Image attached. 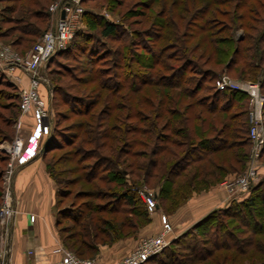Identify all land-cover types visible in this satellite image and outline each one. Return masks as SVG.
I'll list each match as a JSON object with an SVG mask.
<instances>
[{
	"label": "trees",
	"instance_id": "obj_1",
	"mask_svg": "<svg viewBox=\"0 0 264 264\" xmlns=\"http://www.w3.org/2000/svg\"><path fill=\"white\" fill-rule=\"evenodd\" d=\"M53 1L0 0V40L26 54L51 27ZM103 6L118 21L84 10L68 47L45 68L55 110L40 156L57 186L59 239L79 256L149 222L133 188L153 189L156 210L170 215L193 193L244 170L248 96L217 90L218 72L256 82L264 95V0H104ZM236 27L244 30L238 39ZM75 85L85 93L73 91ZM0 109L9 110L0 111L7 127H0V142L9 141L19 91L1 73ZM6 160L0 150V201ZM63 162H74L87 183L95 181L94 190L73 196L88 200L65 204L72 180L61 179L71 171L58 168ZM65 222L71 224L61 226ZM255 252L264 254V179L171 238L144 264H226L253 259Z\"/></svg>",
	"mask_w": 264,
	"mask_h": 264
},
{
	"label": "built area",
	"instance_id": "obj_2",
	"mask_svg": "<svg viewBox=\"0 0 264 264\" xmlns=\"http://www.w3.org/2000/svg\"><path fill=\"white\" fill-rule=\"evenodd\" d=\"M50 14L55 16L52 27L43 32L41 37L24 55L18 54L8 44L0 40V73L10 83L19 88V116L15 122L16 135L0 149L6 154L7 160L2 173V196L0 201V264H9L10 248L8 243L11 222L16 214L13 196V178L16 169L40 156L42 141L48 136L52 128V111L46 98L41 95V81L37 75L39 68L45 66L51 57L64 51L78 27L83 8L80 0H70L63 6L59 2L51 4L48 8ZM61 11L64 17H60ZM108 17L107 14H103ZM24 75L26 81H23ZM217 90L232 89L245 93L248 96L247 119L249 124L248 136L251 145L250 158L255 161L263 148L264 128L262 107L264 95L260 92L256 82L247 80L236 81L228 75L222 74L215 80ZM26 114L32 116L34 128L31 134L23 136L18 134L22 126V117ZM256 178V169L249 167L241 176L226 179L220 182V187L233 199L246 196L251 188V180ZM145 204L148 212L156 210L154 192L145 186L133 188ZM33 221L35 216L30 215ZM162 229L156 236L143 238L137 246L126 256L113 261L111 264H144L150 258L160 253L170 242L168 234L172 229L165 215L161 216ZM60 254L58 260L52 264H106L96 259H85L76 256L65 249L61 244L54 250Z\"/></svg>",
	"mask_w": 264,
	"mask_h": 264
},
{
	"label": "crops",
	"instance_id": "obj_3",
	"mask_svg": "<svg viewBox=\"0 0 264 264\" xmlns=\"http://www.w3.org/2000/svg\"><path fill=\"white\" fill-rule=\"evenodd\" d=\"M31 123L29 114L22 117L25 131L23 136L28 135ZM217 187L224 191L220 185ZM56 190L57 186L47 172L41 156L16 169L13 178L16 214L9 230V264H52L59 259L60 254L54 251L57 245L61 244L56 226ZM215 194L219 196H216L218 198L216 203L213 196L208 194L203 196L199 193L169 215L168 218L171 223L173 222L171 237L178 236L213 209L226 207L232 201V198L229 199L227 196L222 200V193L219 191ZM159 214L160 211L152 213L156 217L152 218L151 222L154 224L153 231L157 230V233L146 237L156 236L161 231ZM30 215L35 216L33 221L30 220ZM130 251L122 256L113 257L106 253L102 256L104 258L102 261L111 264Z\"/></svg>",
	"mask_w": 264,
	"mask_h": 264
},
{
	"label": "rangeland",
	"instance_id": "obj_4",
	"mask_svg": "<svg viewBox=\"0 0 264 264\" xmlns=\"http://www.w3.org/2000/svg\"><path fill=\"white\" fill-rule=\"evenodd\" d=\"M55 2H59V0L58 1L55 0V1L51 2L50 5L53 4V3H55ZM103 2H104V0H101V1H98L96 3L95 2H88L85 5H82L81 4V0H80V5L83 8V10L89 9L91 12H93L95 14H100L103 17H105L103 14H107L108 17H105L106 19L113 20V21H118V16H116L113 12L107 11V9L103 6ZM0 6H2V5L0 4ZM121 8L123 9L124 8V5ZM157 8H158V6L155 7V10ZM141 10H142V8H141ZM51 22H52V25H51V27H52L54 25V22H55V16H52L51 17ZM243 33H244V30L242 28L236 27L233 30V37L235 39H238V38H240L243 35ZM2 42L5 43V44L8 43V41L6 39L4 41H2ZM45 68H46V65L43 66V67H41V68H39L38 71H37V75L41 78L40 79V81H41V86H40L41 95L43 96V98H46L47 99V102L49 104V108L52 111V116L51 117L54 118V113H53L54 111L53 110H55V109H54V107H52V102H51L52 87H51V85L48 82V78H47V74H46V69ZM222 74L228 75L233 80L241 81L240 79L235 78L233 76V74H229V73L227 74L224 71L218 72V76L217 77L221 76ZM21 76L23 77V81H26V77L24 75H21ZM4 78L8 82H10L5 76H4ZM62 82H64V83L67 84V83L72 82V80L70 78H63L62 79ZM89 86L91 87V85H89ZM81 88H83L82 85H75L74 89H72V90L73 91H77L79 93H85V92H83L81 90ZM18 91H19V88H18ZM87 94H90V93H87ZM97 108H99V107H97ZM58 109L61 110L63 113H66V110H65L64 107H59ZM0 111L2 113H4V114L9 113V110H3V109L1 110L0 109ZM29 117L31 118V122H32L31 124L32 125H31L30 130L28 131V134H31V132L33 131V128H34V120H33V118H32L31 115H29ZM263 120H264V118H263ZM70 122L71 121H69V120H65L64 122H62V125H67ZM0 127L3 128L4 130H7L6 129L7 127L1 121H0ZM13 129H14V131L12 132V139L17 134L15 127ZM24 132H25L24 131V128H23V126H21V129L18 131V134L22 135ZM11 140H9V141H11ZM9 141H2V142H0V145L1 144H6ZM250 149H251V145H249V147H248V160L246 162V166H245V168H244L243 171H241L239 173H228L227 175H225L221 179V181H219L216 184L210 186L208 189L202 190L201 192H198V193H193L191 195V197L194 196V195H198L199 193H201L203 196H205V195L208 194V195L213 196L215 198V203H216V201L218 200L217 197H219V196L216 195L215 193H216V191H219V192L222 193V196H221L222 200H223L224 196H227V198L231 199L232 196H230L227 192H224V191L222 192L219 189V187H217V185H219L220 182H222L223 180L232 179V178H236L238 176L243 175V173L249 167H251V166H254L255 169H256V178H255V180H251V182H250L251 188L255 187L261 180L264 179V154L262 156H260L261 155V153H260L259 157L255 161H253L250 158ZM61 152L62 151H55L52 154L59 155V154H61ZM58 168H64L65 170H71V171H68L67 173L61 175L62 176L61 179L64 178V179L72 180L71 183L69 184V187H67V189L70 191V195L68 196V199H64L65 200L64 201L65 204L68 203V202H72V203H75V204H79V203H82V202L88 200V199H86V197H81V198L74 199L73 196H74L75 193H77L79 196H84V195H81V194L86 193L87 190H94V187H95V184H96L95 181H93V182L89 181L90 183H87V181H85L81 177L82 176L81 175L82 173L77 168V165L74 162H63L62 164L59 165ZM61 186L64 187L63 184H61ZM145 188L153 191V189H150L147 186H145ZM94 203H96V204L97 203L103 204V201L96 200V201H94ZM156 211H160V210H155V211H153L151 213L149 212V215H148L149 216V222L147 224L143 225L142 227H139L132 234L120 238L118 241L114 242L111 245H100V246H98V249L95 252H91V253L85 254L83 256H79V255H77L74 252V249H69V248H67V247H65L63 245L62 246L65 249H67V250L71 251L72 253H74L75 255H77L79 257H82V258H85V259H96V260L102 261V259L104 260V258L102 256L104 254H106V253H108L109 255H111V257H113V256H122V255L126 254L128 251H130L131 249L133 250L134 247H136L137 244L143 238H145L146 236L153 235V234H156L157 233V230L156 231H153L154 224L151 223V222H153L152 221V218H155L156 217V215H152V213H154ZM162 215H165V217L167 219V222L169 223V225H170V227L172 229L173 222L171 223L170 219L168 218L169 215H166L165 213H163V212L160 211V214H159V220L160 221H161V216ZM171 215L172 214H170V216ZM70 224H71L70 222H65V223L61 224V226H69ZM161 229H162V224H161ZM158 233H160V232H158ZM168 238L169 239L172 238L171 237V232L168 234ZM253 254H254L253 255L254 256L253 259H250L248 256H246V257H242V259H239L236 262L227 261L226 264H264V254L259 253V252H255ZM113 259H115V258H113ZM193 264H201V263L193 262ZM207 264H214V262L213 261H209Z\"/></svg>",
	"mask_w": 264,
	"mask_h": 264
},
{
	"label": "water",
	"instance_id": "obj_5",
	"mask_svg": "<svg viewBox=\"0 0 264 264\" xmlns=\"http://www.w3.org/2000/svg\"><path fill=\"white\" fill-rule=\"evenodd\" d=\"M60 17H61V18L64 17V12H63V11H61V13H60Z\"/></svg>",
	"mask_w": 264,
	"mask_h": 264
}]
</instances>
